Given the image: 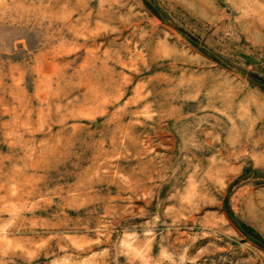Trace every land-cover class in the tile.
Returning <instances> with one entry per match:
<instances>
[{
    "label": "rangeland",
    "instance_id": "374dc122",
    "mask_svg": "<svg viewBox=\"0 0 264 264\" xmlns=\"http://www.w3.org/2000/svg\"><path fill=\"white\" fill-rule=\"evenodd\" d=\"M0 264H264V0H0Z\"/></svg>",
    "mask_w": 264,
    "mask_h": 264
}]
</instances>
